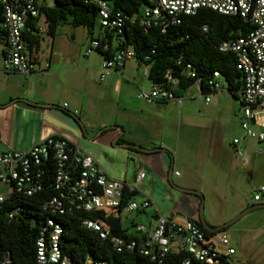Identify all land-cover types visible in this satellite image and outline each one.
I'll use <instances>...</instances> for the list:
<instances>
[{
	"label": "built area",
	"instance_id": "1",
	"mask_svg": "<svg viewBox=\"0 0 264 264\" xmlns=\"http://www.w3.org/2000/svg\"><path fill=\"white\" fill-rule=\"evenodd\" d=\"M50 1V0H48ZM97 7V32L90 37L83 56L95 50L101 56L99 80L103 81L113 69H121L126 61L135 59L132 46L109 50L108 36L123 38L128 25H137L146 31L156 27L164 32L169 26L177 25L184 15H193L199 9L206 8L220 14L238 16L248 23L250 28L243 35L228 39L218 45L223 52L233 53L236 68L242 81L237 100L240 104L243 137L264 140V0H147L142 9L133 14H125L114 8L109 0H83ZM3 18L0 28L4 31L5 48L1 58L2 69L28 75L35 71L36 61L29 58L22 32L28 17H38L42 0H0ZM206 30V26H203ZM138 62L144 67L149 64ZM177 65L183 67L186 77H195L192 65L179 58ZM48 68L46 61L39 71ZM195 83L199 86L200 79ZM204 95L226 87V82L218 70L207 77ZM179 78L167 69L160 81L152 83L147 89L136 91L137 99L146 104L182 103L177 93ZM200 89V88H199ZM66 106V103L63 104ZM240 138H233L234 153L246 162L243 149L237 147ZM178 171H174L177 175ZM145 177L144 169H138L132 180L116 179L107 175L98 161L66 137L48 135L32 144L27 150H6L0 152V183L7 187L6 194H0V208L13 194L31 196L45 187L52 186L54 193L42 202V208L50 213H77L79 223L96 231L100 239H109L112 247L120 252L137 247L148 256L153 264H164L170 246H177L187 252L181 264H237L235 248L230 237L222 230L208 235L199 222L188 217L177 218L165 215L142 191L139 185ZM135 195H140L137 200ZM264 196V185L253 194V200L259 202ZM122 200L121 213L139 212L154 207L153 222L133 223L134 238L125 239L110 235V225L102 215L116 211ZM12 201V200H10ZM9 201V202H10ZM19 209L11 208L7 216L12 218ZM93 216H83L82 213ZM62 225L53 217H46L35 243L37 264H110L107 260L86 256L77 262L64 253L59 245ZM0 264H10L8 255L0 259Z\"/></svg>",
	"mask_w": 264,
	"mask_h": 264
},
{
	"label": "rangeland",
	"instance_id": "2",
	"mask_svg": "<svg viewBox=\"0 0 264 264\" xmlns=\"http://www.w3.org/2000/svg\"><path fill=\"white\" fill-rule=\"evenodd\" d=\"M143 7L144 5H141L140 9ZM39 24L41 39L39 49L34 54L37 65L38 63L40 66L44 65L51 46L57 49L66 47L74 49L75 64L77 62L80 66L75 65L71 69L78 79L75 81V86H78L82 92L89 91L91 102L97 100L94 105L95 113L92 108L89 117L93 118L95 124L101 121L107 122L96 128L93 135L99 134L102 127L108 131L116 129V126L124 129V136L140 133L136 126L135 114L141 103L135 95L134 87L130 86L132 84L122 80V89L117 93L112 84L114 76L109 77L111 72L106 75L105 81L100 83L99 69L84 68L85 65L96 63L101 57L95 50H92L88 56H83V51L90 41V36L86 37L83 26L59 25L52 41V38L46 34V23L42 17L39 19ZM72 30L74 39L69 37ZM96 32L97 28H94L93 34ZM3 47V41L0 39V68H2ZM142 68H139L137 75L144 81ZM129 71L131 75L136 73L135 69H129ZM86 77L89 83L85 82ZM106 83H108L107 88H105ZM139 86L144 87L142 83ZM206 95L209 97L207 102L204 95L200 93L199 86L194 83L181 92L180 105L168 102L152 108L149 113L140 115L139 120L145 121L147 126L145 135L153 138L156 144H163L170 148L173 171L179 172V176L174 177H191L195 190L202 196L200 204L203 218L207 223L218 226L231 220L246 206L256 203L253 200V194L261 185H264V140L243 137L244 132L240 125L242 120L240 104L225 86ZM109 115L112 119L108 118ZM113 117L116 121H113ZM235 137H241L237 147L243 149L245 163L234 153L232 140ZM117 156L119 163L126 160L125 155ZM103 166L101 165L102 168ZM143 182L146 185V178ZM6 191L7 187L0 183V194L4 195ZM146 193L150 195L148 191ZM151 198L154 202H159L162 196L157 195ZM259 202H264V196ZM152 208V205L146 208V214H150ZM129 215L121 213V223L133 232ZM137 221L148 224L144 213ZM222 231L231 239L236 251L237 264H264V208H257L244 214L225 226Z\"/></svg>",
	"mask_w": 264,
	"mask_h": 264
},
{
	"label": "trees",
	"instance_id": "3",
	"mask_svg": "<svg viewBox=\"0 0 264 264\" xmlns=\"http://www.w3.org/2000/svg\"><path fill=\"white\" fill-rule=\"evenodd\" d=\"M112 6L125 14L138 12L147 0H109ZM38 17H28L22 32L25 48L29 58L36 61L34 55L40 45V28L38 20L42 17L46 23V34L53 38L59 25L83 26L88 35H93L97 24V7L83 0H42ZM3 18V7L0 3V22ZM206 26V30H203ZM250 25L238 16L220 14L211 9H199L193 15H184L177 25L169 26L164 32L152 27L144 31L137 25H128L123 31V38L108 36V55L120 47L132 46L138 62L149 56L148 79L152 83L160 81L167 69L179 78L177 93L200 79L199 88L206 92L205 82L212 71L218 70L226 82L227 91L237 99L241 90V76L236 68L232 52H223L218 45L228 39L245 34ZM0 39L4 40V31L0 28ZM181 58L192 65L195 77H186L183 67L176 61ZM73 117L77 120L76 116ZM54 193L52 186L45 187L31 196L13 194L0 208V259L8 255L10 264H37L35 260V243L46 217H53L62 225L59 245L62 251L77 262L88 255L96 259L107 260L110 264H153L148 256L142 254L137 247L131 250L116 251L109 239H100L96 231L83 227L77 219V213L52 214L42 208V202ZM200 203L201 194L198 196ZM12 200V201H10ZM10 201V202H9ZM122 200L116 211L102 215L106 224L110 225V237L119 236L125 239L134 238L121 224ZM18 206L12 218L7 212ZM83 216H93L84 212ZM201 226V224L199 223ZM133 227V224H131ZM212 226V225H211ZM202 227V226H201ZM224 228L220 229L223 230ZM208 235L213 232L204 230ZM187 252L177 246H170L164 264H181ZM192 264H195L194 261Z\"/></svg>",
	"mask_w": 264,
	"mask_h": 264
},
{
	"label": "crops",
	"instance_id": "4",
	"mask_svg": "<svg viewBox=\"0 0 264 264\" xmlns=\"http://www.w3.org/2000/svg\"><path fill=\"white\" fill-rule=\"evenodd\" d=\"M37 23L40 28L39 20ZM84 30L87 37L88 32L86 28ZM69 37L75 38L73 30L69 33ZM3 45L1 58L5 48L4 40ZM73 50L70 47L57 49L51 46L46 59L48 68L44 72L39 71L43 68L39 63L37 65L39 67H36L35 71L28 75L6 72L0 68V152L6 150L25 151L32 144L41 141L48 135L66 137L85 152L91 154L99 164L104 165L103 169L110 177L119 176L120 179L130 181L138 169H144V179L146 178L147 182L145 185L143 179L139 185V190L149 197L159 212L165 215H174L177 218L188 217L198 221L199 197L180 192L170 185L172 183L177 187L195 189L194 182L191 177H174L179 176V172L174 175V171L177 170L173 171L170 148L163 144H156L153 138L145 135L147 126L145 121L139 120L140 115L149 113L152 108L167 103L146 104L138 99L141 104L138 106L135 117L137 119L136 126L140 133L124 136V129L116 126V129L108 131L102 127L99 134L93 135L96 128L107 122L101 121L95 124L93 118L89 117L92 108L95 113L94 105H96L97 100L91 102L90 92H82L78 86H75V81L78 79L71 69L75 65L76 67L80 66L77 62L75 64L76 55ZM100 61L101 58L94 64L85 65L84 68L87 70L99 69L100 73ZM141 65L136 61L129 60L121 69L109 71L111 72L109 77L114 76L112 79L114 91L117 93L121 91L122 80L132 84L129 85L134 87L135 95L139 88H149L152 84L148 79L149 67ZM139 68H142L144 81L137 75ZM129 69H135L136 73L131 75ZM104 81H100V83ZM85 82L89 83L87 77ZM141 83L144 87L139 86ZM106 85L108 86V83L105 84V88H107ZM64 103L66 106H63ZM42 104H49V106ZM122 109L125 108L122 107ZM73 115L76 116L77 120ZM108 118L112 119L111 115ZM123 143H133L150 151L141 152L134 148L123 147L121 145ZM118 154L122 157L125 155L126 160H121L123 162L119 163ZM117 165L119 166L117 167ZM170 168L172 169L171 182L168 179ZM157 195H161L162 198L159 202H154L151 197H157ZM135 198L141 199V196L135 195ZM152 209L150 214H146L144 209L139 212L125 213V215L130 214V225L138 222V218L143 213L147 217V223H152L154 207ZM210 225L214 226L213 224Z\"/></svg>",
	"mask_w": 264,
	"mask_h": 264
},
{
	"label": "water",
	"instance_id": "5",
	"mask_svg": "<svg viewBox=\"0 0 264 264\" xmlns=\"http://www.w3.org/2000/svg\"><path fill=\"white\" fill-rule=\"evenodd\" d=\"M43 106H49V104H42ZM114 142V141H113ZM123 147H128V148H134L138 151L141 152H145V151H150L148 149L142 148L136 144L133 143H123L121 144ZM171 174H172V169L170 168L169 172H168V179L171 182ZM171 187L180 191V192H185V193H190V194H194L199 196L200 193L195 190V189H191V188H183V187H177L175 185H173L172 183H170ZM257 208H264V202H257V203H253L251 205L246 206L243 210H241L235 217H233L231 220L218 225V226H211L210 224H208L205 219L203 218V214H202V206L201 204L199 205V217H198V222L201 224V226L208 232H215V231H220V229L224 228L225 226L231 224L232 222H234L235 220H237L238 218H240L241 216H243L244 214L257 209Z\"/></svg>",
	"mask_w": 264,
	"mask_h": 264
}]
</instances>
